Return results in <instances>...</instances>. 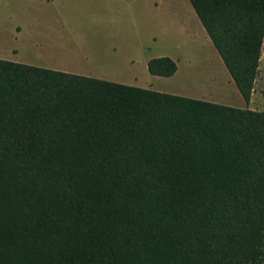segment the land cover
Segmentation results:
<instances>
[{"label":"trees","instance_id":"trees-1","mask_svg":"<svg viewBox=\"0 0 264 264\" xmlns=\"http://www.w3.org/2000/svg\"><path fill=\"white\" fill-rule=\"evenodd\" d=\"M188 1L248 104L264 0ZM0 264H264V112L0 59Z\"/></svg>","mask_w":264,"mask_h":264},{"label":"rangeland","instance_id":"rangeland-1","mask_svg":"<svg viewBox=\"0 0 264 264\" xmlns=\"http://www.w3.org/2000/svg\"><path fill=\"white\" fill-rule=\"evenodd\" d=\"M0 56L102 71L123 85L264 112V45L246 104L188 0H0ZM157 57L176 62L173 77L148 73Z\"/></svg>","mask_w":264,"mask_h":264},{"label":"crops","instance_id":"crops-1","mask_svg":"<svg viewBox=\"0 0 264 264\" xmlns=\"http://www.w3.org/2000/svg\"><path fill=\"white\" fill-rule=\"evenodd\" d=\"M0 59H3L2 56H0ZM150 60V59H149ZM148 60V61H149ZM20 63V62H17ZM22 63V62H21ZM23 64V63H22ZM27 65V64H26ZM31 66V65H30ZM37 67V66H34ZM58 68H56V71H61V72H65V73H70V74H75V75H81V76H86V77H91V78H96V79H100V80H104V81H108V82H113V83H118V84H122L123 82L120 80H114V79H107L106 78V74L101 72H96V70H92V69H86L83 67H69L67 65L64 64H58L57 66ZM173 77V76H172ZM171 78V77H170ZM153 89V91H157L160 92V90H158L157 88H152V86H145V89ZM175 95V94H174ZM246 103V102H245ZM247 104V103H246Z\"/></svg>","mask_w":264,"mask_h":264}]
</instances>
